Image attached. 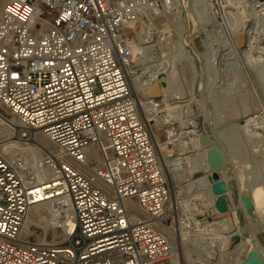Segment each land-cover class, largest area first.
I'll use <instances>...</instances> for the list:
<instances>
[{
  "label": "built area",
  "instance_id": "obj_1",
  "mask_svg": "<svg viewBox=\"0 0 264 264\" xmlns=\"http://www.w3.org/2000/svg\"><path fill=\"white\" fill-rule=\"evenodd\" d=\"M210 4V17L202 5L193 8L198 22H223L226 10L249 4V28L254 20L264 23V0ZM179 6V0L4 2L0 121L12 134L0 145L17 141L38 152L8 155L0 147V264H181L177 229L190 235L197 216L173 205L132 89L138 72L130 67V39L142 16L176 15ZM159 100L145 102L157 108ZM34 206L75 222L62 245L22 243Z\"/></svg>",
  "mask_w": 264,
  "mask_h": 264
},
{
  "label": "bare ground",
  "instance_id": "obj_2",
  "mask_svg": "<svg viewBox=\"0 0 264 264\" xmlns=\"http://www.w3.org/2000/svg\"><path fill=\"white\" fill-rule=\"evenodd\" d=\"M191 1L194 3L193 5L194 7L199 6V4L202 5V8L204 10L203 14L206 17L209 16L208 10L206 11L205 9L209 8V6L211 5L210 4L211 0H191ZM241 2L243 3V0H241ZM204 4H206V6H204ZM242 5L244 6V8L245 7L249 8V4H242ZM240 9L241 7L239 8L238 6V8L230 10L229 14L234 13V15L232 14V16L237 17V14L238 15L240 14ZM248 12L250 16V10ZM146 14H148V12H146L145 15L142 16V18L138 21L137 26L135 27V31L133 33L135 43L134 45H132V47H131L132 41L130 39V51H131L130 67L132 69L134 68L133 70L134 71L137 70L136 72H138V75H135L133 78H131V84L134 93L138 95L139 98L141 99V107L143 106V110H144L143 112V110L141 109L142 115L144 116L146 121L150 122L149 124L151 128H152V121L155 122V125L153 126L152 129V131H154L153 133L154 141L156 142L158 153L165 165L166 173L169 176L170 180L173 181L175 180L176 182L175 184H177V182H180V184L187 183L184 186H182L181 189H187L189 191V194H191V196L193 197V199L191 198L192 200L196 201V199L197 200L209 199L210 201H212L210 205L211 204L216 205L218 208L220 200L225 198L228 201L229 203L228 205H230V208H233V204L231 201L232 193H229L227 189L228 184L225 181L221 180L223 179L222 177L220 178L218 176V171L223 169L227 161H229L228 163L232 162V156L230 154L231 151L229 152L230 149L227 145L228 140L227 139H226L227 141L225 140L226 137L225 133L216 131V128L206 129V127H204L205 125L202 126L201 124H199L197 120L198 117H196V114L194 113L193 110L189 109L188 107L189 105L182 104L188 101V100L186 101V99L189 98V94H186V92L182 90L183 84H181L179 80V71H178V67L176 66L177 64L173 65V62H171L172 59H170V55H171L170 51L172 48L171 47L172 44L170 42L171 40L165 35V30L160 29V27L157 25L156 22H153L152 25L149 24V26H147V24H145V22L142 21L146 16ZM180 20L183 28L178 29V31L181 30L179 36L185 39V41L183 43H180V45L181 47L187 46L190 49V51L193 52V49L189 47V39L187 37L190 38V36H188L189 30L186 26V22L184 19H180ZM217 20L218 19L214 20L213 23H209L207 25L197 21L196 30H198L199 34L201 35L210 36L209 27L213 25H217L218 27H221L220 23L216 22ZM246 20L248 21V19H245L244 14L242 16L241 15L238 16L235 19V23H233L234 24L233 29H230V30H234V32L230 33L231 39L233 40V38H235V41L233 40L234 41L233 47L235 53L233 54H236L238 55V57L245 59V61H247V63L251 64L253 67L255 66V68L256 67L259 68L260 69L259 74L261 75L259 77L262 80H264V49L258 46V42L261 41L260 38L264 37V23L261 22L260 20L259 21L254 20L251 28L246 30L247 28ZM142 25L146 26L144 29L145 30L144 37L140 35V30H141L140 28H143ZM251 30L252 32L249 33ZM206 32H209V34H206ZM245 34L247 36V43H249V46H251V43L253 42H255L256 45L252 47H248L247 49H241L240 47H242V40ZM217 37L214 38L213 36V38L210 39L212 40L211 42H213V39L219 40L224 36L218 34ZM207 41L209 42L208 39ZM208 42L205 44L206 45L205 48L209 50V52L212 50L211 47L219 46L221 44L218 43L219 44L218 45L216 44L217 42L216 43L213 42L209 44ZM162 44L167 45L166 49L169 50V53L168 51L166 52L162 51V46H161ZM133 46L136 47V50H138V52L134 54L136 55V57L139 58L138 63L135 62L132 54ZM194 55L196 59L205 58L207 60L206 53L197 54L194 52ZM224 57L225 56H223L222 58L224 62L226 60H230V59H225ZM141 67L143 68V71H141ZM163 77L165 78V81L162 84L161 78ZM222 81L223 80L221 79L219 80L214 79L213 81L212 80L209 81V83L216 85L222 83ZM149 96H153V97L161 96L162 98L158 101L159 103H161L160 107L157 108L148 107L146 105L145 100H147V97ZM170 101H172V103H170ZM147 112L152 113L154 115H149ZM239 113H237L234 120L235 121L242 120L243 123L241 122L242 124L240 123L234 124V127L237 130H239L242 133V135L249 140V142L254 141V146L253 145L252 146L255 149H257V151H259V148L262 149L264 147V120L262 121L261 120L262 118H260V116H254V113L245 114L246 112H244L238 115ZM230 117L231 116L227 118L228 122L230 120L229 119ZM174 124H177V126H175V128H173L172 130H174L176 133L175 136L171 138V143L174 144L180 150V152L176 158L170 160L168 159L169 156L165 154V148H163L160 143L158 132L161 131L162 127L165 128L164 126H168V128H172ZM218 125L222 126L224 125V122L223 123L221 122ZM11 134L12 132L6 125L5 121L1 120L0 141L3 140L5 137H8V135L10 136ZM14 142L20 143L17 141H7L3 145H0V147L3 150V152H5L8 155L16 154L17 150L18 151L21 150L23 152L26 151L31 152L33 150H36L34 146H24L22 149H17L13 145ZM208 142H214L213 144L214 146L213 147L208 146L207 145ZM217 144H220L222 146V150H223L222 153H217L214 151L215 146ZM36 152H38V150H36ZM37 172H39L38 169ZM203 173H205L204 177L196 179V177H198L199 174H203ZM171 191H173L172 188ZM227 191L228 193H226ZM180 192L181 190L175 191L174 193L175 196L173 195L172 199L176 200ZM251 193H249V191L246 192L244 197L248 198V196H250L249 194H251V198L257 205V209H258L261 204H264V185L261 187L258 186L255 187ZM207 203H209V201ZM186 204L187 203L184 202V204L182 205L187 206ZM176 205H180V204L176 203ZM188 207L189 206H187V208ZM189 208L191 209L192 212H194V207L190 206ZM234 208L236 209V207ZM217 214L218 217L216 221L212 224L207 223L208 224V225L206 224L207 226L203 222H198L199 220L197 218H194L193 222L196 231H194L190 235L184 232L180 234L179 233L180 230L177 229L178 232L177 242H178V251H179L178 253L180 256L181 264H199V263L215 264L210 261L212 257H218L219 262L225 261V256L228 254L227 251L235 243V240L240 238V233L238 227L236 226V221L233 220L231 217L227 216L228 214H230V212L226 214H222L218 211ZM35 215H37L39 220H46L45 219L46 215H50L52 216V218H56V219L59 218L58 214L51 213V211H49L48 209L46 210L43 206H34L28 215L25 224L26 228L24 227L25 231H23L22 237L29 236L30 234H32L33 228H31V226L35 224L34 223ZM196 215H194V217ZM60 216L62 217V219L63 217L64 219L66 218L64 220V228H65L64 230H65V234H67L68 228H72L75 222L71 220L70 216L68 217L63 215ZM197 231L198 233H196ZM208 235L212 239H209L210 242L208 243L206 248L203 249L198 244H205L204 240L206 239L205 237H207ZM215 240L220 242L218 243L219 245L215 244L217 242ZM254 241H256V239H254ZM22 243L30 244V242L26 240H23ZM188 243L189 244L191 243V246L194 247V249H197L198 251H196L197 253L195 252L197 258H194L191 261L186 262L184 255H182V251L185 252V247ZM246 244H250V243L249 242L246 243L242 240L241 243L237 245V247L240 246L241 248H245ZM257 244L251 243V247H254V245L257 246ZM256 248L257 249L251 248V250L245 251L247 252L248 260L244 264H264V257L262 256L263 253L261 254L262 258L260 257V253H261L259 252L260 246H257ZM256 250H258V252H255ZM260 260H262L263 262ZM219 262L217 264H219Z\"/></svg>",
  "mask_w": 264,
  "mask_h": 264
},
{
  "label": "rangeland",
  "instance_id": "obj_3",
  "mask_svg": "<svg viewBox=\"0 0 264 264\" xmlns=\"http://www.w3.org/2000/svg\"><path fill=\"white\" fill-rule=\"evenodd\" d=\"M5 1L6 0H0V9ZM179 4L180 6L177 9L176 15H167L161 18H150L151 16L149 13L146 14V18H144L142 21H144L147 26H149V24L152 25L153 22H156L160 29L165 30V35L171 40L170 42L172 44V48L170 51V59H172L171 62H173V65L177 64L176 66L178 67L179 71V80L180 83L183 84L182 90L186 92V94H189V98L186 99V101H188L182 104L189 105V109L193 110L196 114V117H198L197 120L199 124L202 126L205 125L204 127H206V129L216 128V131L224 132L226 136H224L225 140H228L227 145L230 149L229 152L231 151L230 154L232 156V162L228 163L229 161H227L223 169L218 171V176L220 178L222 177L223 179L221 180L228 184L227 189L229 193H232L231 201L233 208H230V214L227 216L236 221L240 238L236 239L235 243L227 251L228 254L225 256V261L219 262L218 257H212L210 261L215 264L218 262L219 264H244L248 260L247 252L245 251H249L251 248L257 249L256 247L260 246V257L262 253V256L264 257V204H261L257 209V205L251 198L252 190L257 186L261 187L264 185V147L262 149L259 148V151H257V149L253 147L254 141L249 142V140L234 127V124L243 123L242 120H234L237 113L239 112H246L245 114L254 113V116H260V118H262L261 120H264V80L259 77L261 76L259 74L260 69L257 67L255 68V66L253 67L251 64L247 63L245 59L233 54L235 53L233 47L235 38H233V41L230 37V33L234 32V30L230 29H233V23H235V19L240 15L242 16L243 14L245 19H247L249 13L247 14L246 9L243 7L240 9V14H237V17L235 16V18L232 16L234 13L229 14V9L228 11H225L223 22L219 19L216 21L217 23H220L221 27L213 25L209 27L210 36L201 35L199 34L198 30H196V23L198 20L193 14V8H195L193 6L194 3L191 0H179ZM180 19H184L186 22V26L189 30L188 36H190V38L187 37L189 39V47L193 49V52H191L187 46L181 47L180 45V43L185 41L183 37L179 36L181 30L178 31V29L183 28ZM246 24V30H248L251 25V21L248 20ZM142 26L143 28H140V35L144 37V29L146 26ZM206 34H209V32H206ZM218 34H221L224 37L220 38L219 40L213 39V42H217L216 44H221H218L219 46L211 47L212 50L209 52V50L205 48V44L208 42L207 39L209 40V44L213 43L210 39H212L213 36L214 38L217 37ZM260 40L261 41L258 42V46L264 49V37L260 38ZM131 41L132 47V45L135 43L133 36L131 37ZM246 44H248V47L256 45V43L253 42L251 43V46H249V43H247V36L245 34L242 40V47L240 48L247 49L248 47ZM161 46L162 51H168L169 53V50L166 49V44H162ZM137 52L138 50H136V47L133 46L132 54L136 63L139 61V58L134 55ZM194 52L197 54L206 53L207 60L205 58L196 59ZM223 56H225V59L230 60H226L224 62L222 60ZM214 60L216 61L215 67L212 65ZM142 67L141 71H143ZM214 79H221L225 81L224 83L222 81V83L216 85L209 83V81H213ZM161 98L162 97L159 99ZM170 103H172V101H170ZM141 109L143 110V106ZM147 113L149 115H154L149 112ZM229 116L231 117L229 118L230 120L228 122L227 118ZM221 122H224V125L219 126L218 124ZM154 125L155 122L152 121V129ZM175 126H177V124H174L172 128L164 126L165 128L162 127L161 131L158 132L160 143L162 147L165 148V154L169 156L168 159L170 160L176 158L180 152V150L171 143V138L174 137L176 133L174 130H172L175 128ZM39 141L41 145H50V143L43 138H39ZM13 145L17 149H22L24 146H29L27 144L25 145L23 143L16 142H14ZM204 176L205 173L199 174L196 179ZM169 183L170 187L173 189V191H171L172 198L175 191L181 190L178 198H176V200L172 199L174 206L176 203L184 204L185 202L187 203V206L194 207V212L192 213L194 215L199 214L196 215L197 219L199 220L198 222H203L205 225L207 223L212 224L216 221L218 217V208L216 205H210L212 201L209 199H196V201L192 200L193 197L191 194H189V191L187 189H181V187L187 183L180 184V182H177V184H175V180L173 181L170 179ZM228 191L226 193H228ZM245 191H249V193H251L249 194L250 196H248V198L244 197L246 193ZM208 201L209 203H207ZM234 207H236V209ZM58 217L59 218H57V220L56 218H52L50 215H46V220H39L37 215H35V224L32 225L33 227L31 226V228H33L32 234L25 236L22 239L30 243L58 246L62 245V243L67 239V234H65L64 230V220L66 218L64 219L63 217L62 219L60 215ZM196 233H198V231ZM252 237L256 239V241H254ZM205 238V244H198L203 249H205L210 242L209 239H212L209 235ZM242 240L246 243L249 242L250 244H246L245 248H241L240 246L237 247V245L241 243ZM218 243L220 242L217 241L215 244ZM251 243L257 244V246L254 245V247H251ZM196 251L198 250L194 249V247L191 246V243L186 245V254L184 251H182V255H184L186 262L197 258L195 254ZM255 252H258V250Z\"/></svg>",
  "mask_w": 264,
  "mask_h": 264
},
{
  "label": "water",
  "instance_id": "obj_4",
  "mask_svg": "<svg viewBox=\"0 0 264 264\" xmlns=\"http://www.w3.org/2000/svg\"><path fill=\"white\" fill-rule=\"evenodd\" d=\"M164 81H165V78L164 77L161 78L162 84L164 83ZM160 97L161 96H157V97L149 96V97H147V99L148 100H150V99H157V98L159 99ZM213 144H214V142H208L207 143V145L210 146V147H213L214 146ZM214 151L217 152V153H222L223 152L222 146L220 144H217L215 146V150ZM218 211L220 213H222V214H226V213H228L230 211V207L228 205V201L225 198H223L222 200H220L219 207H218Z\"/></svg>",
  "mask_w": 264,
  "mask_h": 264
}]
</instances>
